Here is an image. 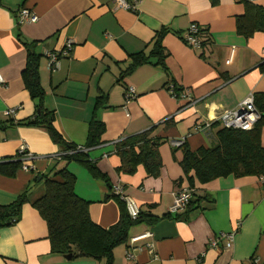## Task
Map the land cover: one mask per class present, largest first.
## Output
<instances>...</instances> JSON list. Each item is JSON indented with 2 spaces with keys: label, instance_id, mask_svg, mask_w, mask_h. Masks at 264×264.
I'll return each mask as SVG.
<instances>
[{
  "label": "crops",
  "instance_id": "obj_1",
  "mask_svg": "<svg viewBox=\"0 0 264 264\" xmlns=\"http://www.w3.org/2000/svg\"><path fill=\"white\" fill-rule=\"evenodd\" d=\"M244 2L264 7V0H220L216 7L209 0H141L132 12L117 9L115 0H2L0 161L15 157L22 143L36 159L31 172L20 170L13 178L0 175V205L30 192L20 221L0 228V264H105L52 253L47 223L31 204L44 195L47 177L65 167L76 177L75 193L90 203V217L96 224L108 228L119 220L120 207L112 198L116 186L137 202L144 215L156 218L130 230L129 239L152 234L137 243L142 250L131 252L129 259V245H122L114 250V264H264V176L196 183L191 188L192 207L182 214L170 213L176 192L188 186L180 166L183 150L173 143L184 140L191 151L214 146L222 128L220 116L250 94L264 93L260 69L264 33L246 39L236 29ZM21 9L32 11L38 21L19 25ZM194 23L206 28L208 47L201 50L183 41ZM163 29L168 30L163 41L168 73L146 64L117 83L130 65L129 57L150 53ZM69 40L71 53L61 59L58 70L51 71L47 54L61 52ZM31 42H36L34 51L42 56L39 72L45 106L54 111V126L67 142L86 144L96 101L106 97L97 111L106 132L88 156L109 183L77 162L61 161L64 149L54 144L45 129L17 124L33 118L37 110L22 76L27 63L24 44ZM170 84L188 90L192 105L172 97ZM129 87L136 89L137 98L126 105ZM10 109L16 113L9 118L5 112ZM151 129L155 137L166 140L159 149L160 176L149 177L142 166L133 175L118 174L121 160L113 153L114 144ZM232 231H236L232 248L209 247L217 234Z\"/></svg>",
  "mask_w": 264,
  "mask_h": 264
},
{
  "label": "trees",
  "instance_id": "obj_2",
  "mask_svg": "<svg viewBox=\"0 0 264 264\" xmlns=\"http://www.w3.org/2000/svg\"><path fill=\"white\" fill-rule=\"evenodd\" d=\"M209 1L214 7L220 3V0ZM1 5L2 0H0ZM244 7V14L236 20L237 33L246 39L256 33H264V7L249 2H244ZM167 33L166 29L159 32L150 53L140 52L131 55L130 65L120 75L117 83H122L136 69L146 64H155L168 73L165 64L168 55L163 45ZM201 36L203 47H208L206 28H201ZM35 45H37L36 42L24 44L27 50V63L22 76L26 90L32 100L36 101L37 110L33 118L17 124L45 129L54 144L64 149L63 154L59 156L61 161L77 162L95 178L109 183L108 177L99 171L96 162L88 156L89 150L102 143L106 132L105 124L97 117V111L103 105L102 102L107 100L106 97H99L96 101L86 144L77 146L67 142L54 126V111L45 106L46 93L42 87L39 72L42 56L35 53ZM152 59H156V62H152ZM260 69L264 72V62ZM173 85L177 95L182 92V88ZM254 99L255 108L261 117L252 130L226 129L221 126L222 128L216 134L214 146L191 151L184 143L177 148L183 150L180 166L190 188H194L196 183L207 184L229 176L235 178L264 176V146L262 144L264 93L255 94ZM5 116L10 118L13 114ZM8 123L12 121L9 120ZM153 133L154 129H151L123 138L114 144L113 153L121 160L120 166L116 169L118 174L133 175L138 167L142 166L149 177L160 176L163 165L159 149L166 140L155 137ZM21 166L22 162L17 154L15 157L5 158L0 161V175L13 178L21 170ZM75 184L76 177L65 167L55 172L51 178L47 177L44 195L31 203L47 223L52 253L114 264V250L128 242L130 230L143 223L156 222V218L146 216L142 212L136 220H132L125 202L113 192L112 198L118 202L120 216L116 224L104 228L91 219L90 203L76 195ZM29 193L27 190L13 203L0 205V228L16 225L20 221L24 205L30 203ZM194 203L191 201L188 209Z\"/></svg>",
  "mask_w": 264,
  "mask_h": 264
},
{
  "label": "built area",
  "instance_id": "obj_3",
  "mask_svg": "<svg viewBox=\"0 0 264 264\" xmlns=\"http://www.w3.org/2000/svg\"><path fill=\"white\" fill-rule=\"evenodd\" d=\"M141 0H133V2H129L127 0H115V5L117 9L127 10L135 12L137 10L138 5ZM17 21L19 25L25 23H35L38 21V17L28 9H21L17 15ZM201 26L199 24H192L189 29L186 31L183 41L184 43L194 49L201 50L203 49L202 45V36H201ZM73 49V42L69 40L66 44V47L61 52H49L47 57L49 59V69L51 71L58 70L60 66V61L64 57H68ZM264 54V51H263ZM231 58L227 61L230 63ZM264 62V59H263ZM4 83L3 77L0 74V84ZM169 92L177 99L178 97L185 99L188 104L187 107L192 105V97L190 96V92L188 90H182L178 95L175 92V87L173 84L169 85ZM137 98V91L134 87H129L126 91L125 104H130ZM254 94H250L243 102H241L236 108L225 111L219 118V124L226 129H234V130H243L250 131L254 128L256 123L259 121L261 115L256 110L254 105ZM15 113L14 109L7 110L5 115H12ZM205 126H210V123H205ZM201 126L197 127L196 130L200 131ZM184 144L183 141L174 142L173 145L175 147H179ZM17 156L20 158L22 162L21 171L23 172H31L34 169V160L36 156L30 151L29 146L25 143H22L17 151ZM114 194L120 197L122 201L125 202L127 211L132 218V220H136L141 213L140 207L137 202L126 196L124 194V190L121 186H116L114 188ZM193 189L188 186L180 188L176 194L173 205L170 208V213L172 214H182L184 213L191 201L193 200ZM152 237L151 233H144L140 236L132 237L129 239V242L126 245H129V249L126 252L127 258H132L133 251L142 250L137 246V243L140 241L148 240ZM236 237V231L228 232V233H219L214 238H212L209 242V247L217 250H225L232 248ZM149 248H152V245H148ZM259 264V263H256Z\"/></svg>",
  "mask_w": 264,
  "mask_h": 264
},
{
  "label": "water",
  "instance_id": "obj_4",
  "mask_svg": "<svg viewBox=\"0 0 264 264\" xmlns=\"http://www.w3.org/2000/svg\"><path fill=\"white\" fill-rule=\"evenodd\" d=\"M38 180H41V177ZM71 257H72L71 255H68V256H66V259L69 260V259H71Z\"/></svg>",
  "mask_w": 264,
  "mask_h": 264
}]
</instances>
